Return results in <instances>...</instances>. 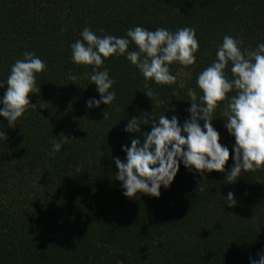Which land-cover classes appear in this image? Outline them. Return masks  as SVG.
Instances as JSON below:
<instances>
[{
	"label": "trees",
	"instance_id": "16d2710c",
	"mask_svg": "<svg viewBox=\"0 0 264 264\" xmlns=\"http://www.w3.org/2000/svg\"><path fill=\"white\" fill-rule=\"evenodd\" d=\"M135 26L195 29L196 62H173L169 70L176 83L158 85L145 81L125 56L109 57L99 70L107 69L113 79L115 101L89 108L90 98L100 99L90 80L93 67L73 63L71 44L82 39L85 27L99 36L122 37ZM225 35L241 40L242 49L264 43V0H0V81L26 52L47 65L37 74L40 91L29 94L36 108L14 127L0 116V131L7 135L0 139V264H250L259 259L264 168L229 183L235 139L224 127L226 102L212 113L220 142L230 151L224 172L200 175L181 163L159 198L126 197L116 179L113 158L125 159L122 145L144 139L124 131L128 121L139 123L156 112L169 119L176 115L183 124L189 89L200 102L197 77L216 59ZM129 50L138 48L130 43ZM230 69L231 64L226 69L231 78ZM6 88L5 83L0 96ZM140 127L150 131L151 123ZM54 140L64 144L53 154ZM229 192L235 205L226 203Z\"/></svg>",
	"mask_w": 264,
	"mask_h": 264
},
{
	"label": "clouds",
	"instance_id": "9594fccd",
	"mask_svg": "<svg viewBox=\"0 0 264 264\" xmlns=\"http://www.w3.org/2000/svg\"><path fill=\"white\" fill-rule=\"evenodd\" d=\"M103 31L102 29L100 30ZM82 39L71 44V59L78 65H90L93 74L90 80L97 86L100 99L90 98L89 108L115 101L113 79L107 69L99 70L105 59L125 56L142 73L145 81L158 85H172L177 77L170 73L169 66L178 62L184 66L196 62L199 42L193 28L183 27L176 31L157 28L154 31L141 26L129 28L125 36L97 35L90 27L80 33ZM134 43L138 50L130 51ZM242 41L225 35L216 51V59L203 69L196 80L202 91L197 102V94L189 89L191 105L186 111L189 116L180 123L179 117L169 119L164 113L145 116L142 122L137 118L128 121L124 131L139 133V138L131 139L130 147L122 145L125 159L114 157L118 171L116 179L122 182L123 195L135 198L137 194H147L159 198L161 187L169 188L178 174L181 163L190 172L213 170L224 172L230 151L222 144L220 133L214 128L212 113L220 102H226L223 118L228 134L235 139L233 144L234 165L227 172L229 183H234L243 173L264 168V43L255 49H242ZM231 64V78L226 69ZM47 65L31 52L24 53L11 66L6 81H0V88L6 91L0 96V116L7 120L8 127L16 126L18 118L35 109L29 94L38 93L37 74L46 70ZM75 80V77H73ZM183 85L181 84V87ZM146 95L154 92L145 85ZM229 95L230 93H233ZM108 112L105 113L106 118ZM158 116V120L155 118ZM203 121V125H201ZM151 123L150 131H141V124ZM0 139H6L5 131H0ZM64 141H53L52 153L61 151ZM229 206L235 205L234 194L226 196ZM259 259H250V264H264V252Z\"/></svg>",
	"mask_w": 264,
	"mask_h": 264
}]
</instances>
